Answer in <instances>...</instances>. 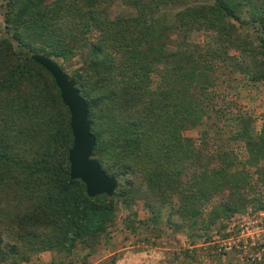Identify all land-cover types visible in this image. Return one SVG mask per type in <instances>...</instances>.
<instances>
[{
	"label": "trees",
	"instance_id": "obj_1",
	"mask_svg": "<svg viewBox=\"0 0 264 264\" xmlns=\"http://www.w3.org/2000/svg\"><path fill=\"white\" fill-rule=\"evenodd\" d=\"M117 1L0 6V264L28 263L40 253L70 256L79 246L95 250L117 220L118 204L131 207L139 178L162 205L178 204L173 213L193 227L202 216L208 232L239 214L264 212V193L250 172L254 167L264 182V113L257 136L240 115L241 129L229 138L195 142L184 135L215 118L210 130L223 136L226 114L217 100L230 98L225 75L264 81V0L197 3L172 23L162 7L189 0H121L133 14L111 19ZM245 29L253 32L243 35ZM195 30L215 35L218 46L203 51L180 41L172 50L164 41L168 32L188 37ZM84 51L88 58L70 77L89 105L94 158L119 180L112 198H90L72 179L70 110L54 77L32 59L50 57L68 73L66 65ZM248 57L260 60L247 65Z\"/></svg>",
	"mask_w": 264,
	"mask_h": 264
},
{
	"label": "rangeland",
	"instance_id": "obj_2",
	"mask_svg": "<svg viewBox=\"0 0 264 264\" xmlns=\"http://www.w3.org/2000/svg\"><path fill=\"white\" fill-rule=\"evenodd\" d=\"M7 1L0 0V6L6 5ZM206 2L209 3L212 0H189L184 4L166 5L162 7L161 14H164L168 22L172 23L176 15L187 7ZM110 14L111 19H116L118 16L133 14V10L119 0L111 7ZM242 31V34L253 32L247 29ZM167 35L164 41L172 50L179 48L180 41L196 43L203 51L204 47L214 49L218 46L216 36L204 30L192 31L188 37L174 32H168ZM237 37L239 40L244 39L239 33ZM235 40L237 42V39ZM230 52L234 56L242 57L235 48H232ZM88 56V51L80 52L70 64L66 65L69 76L72 70L85 63ZM248 58L247 65L255 64L260 60V57ZM220 67L218 66L219 69ZM235 76L238 75H225L226 82L222 84L230 86L231 89L229 91L225 89L226 92L223 93L230 98L226 102L222 101V97L217 100V108L224 109L226 114V122L222 127L223 136L210 130L211 124H214L216 120L213 118L186 131L184 135L187 138L195 142L203 140L205 135L213 140L229 138L228 136L236 135L241 129L240 117L242 123H250L254 136L260 134L263 127L264 81L253 83L244 79V75ZM206 104H211V101ZM250 169L257 190L264 193V182H261L260 175L254 167ZM136 185L141 190L135 196L131 207L127 208L118 204L117 220L109 228L101 245L95 250L79 246L70 256L54 252L40 253L32 257L30 262L22 264H187L189 262L192 264L197 262L199 264H264V244L257 240V231L262 232L261 239H264V212L252 214L250 211L245 215L239 214L232 220L214 226L208 232L203 230L202 216L199 217L198 226L193 227L192 222L178 213H173L175 210L178 211V204L175 209H172L169 204L162 205L154 192L142 183L141 178L137 180ZM258 191L250 196H256ZM223 196L227 197L228 191H224ZM223 226H226V230ZM252 236L255 239H252ZM90 253L92 255L87 261L86 256Z\"/></svg>",
	"mask_w": 264,
	"mask_h": 264
},
{
	"label": "water",
	"instance_id": "obj_3",
	"mask_svg": "<svg viewBox=\"0 0 264 264\" xmlns=\"http://www.w3.org/2000/svg\"><path fill=\"white\" fill-rule=\"evenodd\" d=\"M32 59L54 77L62 99L70 110L74 137L69 155L72 179L81 180L85 184L90 198L103 195L112 198L120 183L116 177H110L94 158L97 139L91 131L89 105L77 88L76 81L52 58L34 54Z\"/></svg>",
	"mask_w": 264,
	"mask_h": 264
},
{
	"label": "built area",
	"instance_id": "obj_4",
	"mask_svg": "<svg viewBox=\"0 0 264 264\" xmlns=\"http://www.w3.org/2000/svg\"><path fill=\"white\" fill-rule=\"evenodd\" d=\"M264 231V230H263ZM259 232L257 231V240L260 242V243H262V244H264V239L262 240L261 239V234L260 233H262V232H260L259 234H258ZM264 236V235H263ZM252 239H255V237L254 236H252Z\"/></svg>",
	"mask_w": 264,
	"mask_h": 264
}]
</instances>
